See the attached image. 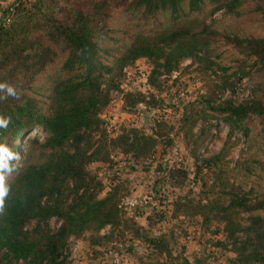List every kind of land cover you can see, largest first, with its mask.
Wrapping results in <instances>:
<instances>
[{
	"label": "trees",
	"instance_id": "1",
	"mask_svg": "<svg viewBox=\"0 0 264 264\" xmlns=\"http://www.w3.org/2000/svg\"><path fill=\"white\" fill-rule=\"evenodd\" d=\"M218 10L242 23L261 24L263 33L220 30L205 20ZM139 59L152 65V86L159 85L160 75L177 71L184 59L214 77L199 96L204 107L181 118L180 130L196 160L210 118L220 116L230 134L264 135V0H11L0 12V82L15 86L20 96L0 101V115L11 118L7 129L0 128V142L6 140L20 155L30 132L40 129L43 138H33L25 157L12 161L11 191L0 214L1 264H70L72 239L87 231L90 238L110 241L128 226L118 207L119 185L99 196L103 184L87 166L112 164L113 152L135 164L152 156L166 137L164 125L150 120L159 102L133 90L125 92L123 107L136 111L144 103L140 111L151 133L130 127L110 137L102 128L100 115L110 91L120 89L123 68ZM242 78L248 86L240 98ZM198 120L203 126L194 131ZM236 166L241 182L214 184L210 191L217 192L205 203L180 199L173 214L200 217L206 226L222 224L234 254L231 264H264V181L259 175L264 164L239 159ZM156 168L163 171L165 165ZM177 173L179 181L187 177L185 170ZM107 226V234L99 236ZM146 242L171 256L165 233ZM140 248L127 245L133 252Z\"/></svg>",
	"mask_w": 264,
	"mask_h": 264
},
{
	"label": "rangeland",
	"instance_id": "2",
	"mask_svg": "<svg viewBox=\"0 0 264 264\" xmlns=\"http://www.w3.org/2000/svg\"><path fill=\"white\" fill-rule=\"evenodd\" d=\"M10 2L11 0H0V12H3ZM205 20L213 23L220 30L239 33L263 31L261 24L239 22L223 10L215 11L209 17L206 16ZM151 70L150 62L145 59L137 60L130 66L129 82L125 88L142 92L147 99L153 96L159 102L150 120L154 126H157L158 122L164 125L166 137L157 144L152 156L135 164L125 155L113 152L112 164L95 162L87 166V170L96 175L103 184L104 189L99 196L105 195L112 186L119 185L121 196L137 198L138 204L130 208V213L121 210L122 220L128 226L116 231L110 241L90 238V233L87 231L81 237L72 239L69 243L68 255L70 264H140L141 262L158 264L176 262L179 258H187L192 262L200 259L203 260V264H231V259L234 257L230 244L226 241L222 224L212 221L206 226L200 217L174 216V203L180 199L205 203L217 192L210 191L214 184L228 182L237 185L241 182L242 172L239 171L236 162L239 159H259L264 164V135L251 133L246 138L238 132L230 134L220 116L210 118L206 122L208 137L200 145L199 159L196 160L191 154V144L185 143L180 130L181 118L184 112L190 109L204 107L199 96L207 93L214 77L199 70L191 59H184L180 62L177 71L169 75H160L159 85L152 86L148 82ZM124 79L125 73L119 85ZM239 84L237 91L238 97L241 98L248 81L242 78ZM125 92L121 87L110 91V102L100 115L103 120L102 128L110 137L116 136L122 128L130 127H136L150 134L151 129L146 126V118L140 111L145 108L144 103H139L136 111H127L123 107ZM220 96L221 94L217 93L215 97L217 100L222 99ZM106 125H112L111 133L107 131ZM202 126L203 122L198 120L194 131H198ZM35 137L42 140L43 132L36 129L25 137L19 158L25 157V152ZM162 151H165V154H162ZM222 151L225 152L223 157L211 159ZM36 154H38L37 149L33 156H30V160H35ZM161 164L165 165L163 171L156 168ZM177 170H185L187 177L179 181ZM259 175L264 181V170L260 171ZM217 176L220 177L216 181ZM51 226H56L55 220H51ZM108 231L109 226L100 230L98 234L102 236ZM157 233H165L167 236L172 260L168 253L160 254L148 246L146 239ZM114 242L120 245L115 247ZM131 243L140 246V252L128 250L127 245Z\"/></svg>",
	"mask_w": 264,
	"mask_h": 264
},
{
	"label": "clouds",
	"instance_id": "3",
	"mask_svg": "<svg viewBox=\"0 0 264 264\" xmlns=\"http://www.w3.org/2000/svg\"><path fill=\"white\" fill-rule=\"evenodd\" d=\"M20 96L17 88L8 82H0V101L7 100L9 97L18 99ZM10 117L0 115V128L7 129L10 123ZM19 157L8 146L6 140L0 142V214L5 211V201L10 195L11 186L7 183V176L14 170L12 161Z\"/></svg>",
	"mask_w": 264,
	"mask_h": 264
},
{
	"label": "built area",
	"instance_id": "4",
	"mask_svg": "<svg viewBox=\"0 0 264 264\" xmlns=\"http://www.w3.org/2000/svg\"><path fill=\"white\" fill-rule=\"evenodd\" d=\"M129 70H130V66H126L123 68V72L125 73V79L124 81L121 82V89H125V91H129L131 88H125L127 87V83L129 82ZM106 129L108 132H112V125H106ZM138 204V199L134 198L132 196H124L121 198L118 207L120 208V210H123V212H127L130 213V208L135 207ZM113 245H120V244H116V242L113 243ZM117 247V246H115Z\"/></svg>",
	"mask_w": 264,
	"mask_h": 264
}]
</instances>
